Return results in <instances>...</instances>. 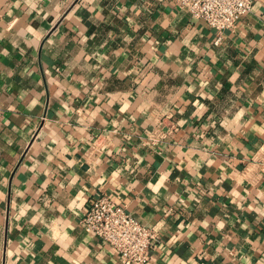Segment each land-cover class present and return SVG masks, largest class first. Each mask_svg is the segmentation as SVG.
Returning <instances> with one entry per match:
<instances>
[{"label": "crops", "instance_id": "0c3cea01", "mask_svg": "<svg viewBox=\"0 0 264 264\" xmlns=\"http://www.w3.org/2000/svg\"><path fill=\"white\" fill-rule=\"evenodd\" d=\"M215 40L177 0H0V264H123L101 194L148 264H264V0Z\"/></svg>", "mask_w": 264, "mask_h": 264}, {"label": "built area", "instance_id": "2783aa9c", "mask_svg": "<svg viewBox=\"0 0 264 264\" xmlns=\"http://www.w3.org/2000/svg\"><path fill=\"white\" fill-rule=\"evenodd\" d=\"M255 1L177 0V3L193 18L207 22L216 32V44H220L226 32L252 11ZM83 224L87 232L118 252L123 264H148L159 245L160 234L153 226L140 222L106 194L90 200Z\"/></svg>", "mask_w": 264, "mask_h": 264}]
</instances>
